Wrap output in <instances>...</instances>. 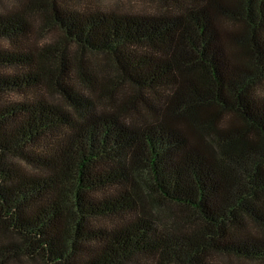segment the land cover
Returning <instances> with one entry per match:
<instances>
[{
    "label": "trees",
    "instance_id": "1",
    "mask_svg": "<svg viewBox=\"0 0 264 264\" xmlns=\"http://www.w3.org/2000/svg\"><path fill=\"white\" fill-rule=\"evenodd\" d=\"M57 1L0 11V264H264V0L150 14ZM37 2L66 44L56 76L60 42L31 38ZM84 53L141 95L140 116L131 96L102 107L106 75L92 96L72 88L64 56Z\"/></svg>",
    "mask_w": 264,
    "mask_h": 264
},
{
    "label": "rangeland",
    "instance_id": "2",
    "mask_svg": "<svg viewBox=\"0 0 264 264\" xmlns=\"http://www.w3.org/2000/svg\"><path fill=\"white\" fill-rule=\"evenodd\" d=\"M25 5L28 0H22ZM45 3L46 0H38ZM185 3L187 0H180ZM60 3V0L57 1ZM65 5H70L74 9L80 11L100 9L105 11H115L118 13L126 14H150L155 12H161L163 10L172 8L174 1L173 0H63ZM22 3L20 0H0V11H5L9 9H15L20 7ZM24 5V6H25ZM39 2L36 5H31L26 7L25 10L29 17H31L33 30H32V40H34L38 45H53L55 42H60L59 45H55L54 49L50 52L51 57L48 60L49 69L56 76L60 73L61 62L58 57L59 51H61L66 44L62 41V33L51 27L46 29V26H43L42 19L40 18L39 11ZM41 23V24H40ZM40 27V29H38ZM44 27V28H41ZM0 45L3 47L11 48V43L8 41H0ZM68 52H75L73 45L67 44ZM77 57L74 54L68 55L63 65L68 69L67 79L72 88L80 93V95H88V93L95 94V92H100V85L104 80L106 75L109 78H112L115 85L113 86L114 97L113 100L109 99L106 95H103L102 107L112 110L115 108L118 102L124 101V97L131 96L134 98L133 104L136 107V110L132 111L131 116H140L144 111V106L141 103V95L136 94L135 91L126 84L119 83L117 80L116 72L113 69L112 65L109 63L108 58L103 54H89L84 53L80 57V63H77ZM62 76V75H61ZM66 80V79H65ZM261 91L264 92V84L261 85ZM44 94L46 97L56 103L63 102L62 98L56 93L54 89H45ZM29 93L23 95L19 93L11 94L5 96L10 100H22L23 98H28ZM89 96V95H88ZM92 96V95H91ZM95 96V95H94ZM142 96H145L142 94ZM160 214L168 215L169 213H174V215L180 217L184 213L177 208H166L161 207L158 209ZM181 220V218H180ZM182 224V221H180ZM250 231L253 233H260V229L255 226H250ZM262 232V231H261ZM5 236L0 234V243L5 240ZM228 264H254L253 262L246 260H238L235 258L225 259ZM8 264H40L39 262H30L24 258L12 259Z\"/></svg>",
    "mask_w": 264,
    "mask_h": 264
}]
</instances>
